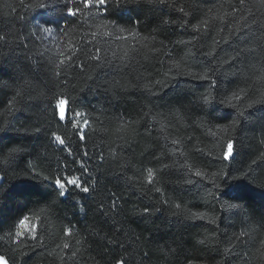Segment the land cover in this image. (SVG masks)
<instances>
[{
    "label": "trees",
    "instance_id": "16d2710c",
    "mask_svg": "<svg viewBox=\"0 0 264 264\" xmlns=\"http://www.w3.org/2000/svg\"><path fill=\"white\" fill-rule=\"evenodd\" d=\"M36 2L0 0V35L12 42L0 41V129H4L0 131V175L5 176L0 188V223L3 224L0 235L8 231L9 224L20 212L29 214L44 206V201L37 204L39 197L30 194L40 184L25 175L30 160L45 172L50 165L52 175L58 162L66 161L69 167L60 174L66 171L80 176L89 182L92 191L74 194L64 203L55 194L48 198L55 203L56 218L45 222L46 249H37L35 254L29 252L28 259L20 256V249L13 252L9 245L0 242V255L9 264H24V260L27 264H64L60 257L65 254L70 257L71 251L80 248L82 255L75 260L68 259L66 264H116L120 259L128 264H264V255L260 254L264 252L261 247L264 241V159H261L264 103L247 107L264 92V83L256 79L264 72L261 0H244L243 6L240 0H166L164 4L159 0H129L124 4L122 0L119 10L115 0H110L109 11L114 14L109 19L135 31L138 37L135 41L132 37L127 41H112L111 50L101 52V56L111 58V51H115L119 57L124 49L132 47L138 51L118 71L86 67L80 73L76 69L75 78L67 87L54 76L49 59L58 61V52L65 49L68 41H79L83 33L58 36L55 41L43 34L42 39H37L32 33L44 10L24 6ZM180 8L188 13L187 17ZM242 15L250 24L252 19L257 21L252 25L255 32L249 34L252 37L249 42H221L216 46L220 62L235 55L237 48L249 49L251 55L242 64L236 67L225 64L220 68L213 77L217 81L215 88L211 79L177 75V70L172 68L173 61L183 60L181 69L196 73L218 67L215 63L206 64V58L197 53L210 51L214 40L227 36L229 25L234 26ZM220 16L225 17L224 23ZM205 19L209 20L208 32L203 27L199 34L194 32L192 25ZM165 20L175 23L165 24ZM185 21L190 23L185 25ZM153 48L159 51L153 52ZM80 59H84L83 54ZM114 64L119 66V59ZM237 69H240L239 75ZM96 73H99L97 79H87ZM158 80L163 84L156 85ZM149 82L153 85L151 91L144 87ZM239 88H245L247 96L240 102L233 101L237 107L220 103ZM17 91L22 95L17 96ZM205 95L210 97L206 103L201 99ZM65 96L77 100L76 107L87 113L79 122L81 127L84 119L90 122L84 128L90 158L83 157L85 149L79 145L72 124L58 120L56 103ZM240 109L245 114L233 131ZM37 127L41 128L40 133L34 131ZM224 127L229 131H222ZM212 131L217 134L211 135ZM53 132L62 135L79 154L73 157L60 151V146L52 142ZM229 139L237 141L238 152L231 162L222 158ZM172 140L178 143L173 145ZM13 147H22L24 151L6 160ZM101 152L103 161L99 159ZM74 159H83L90 172L83 173L80 164L73 163ZM254 160L256 164L252 163ZM182 165L207 173L208 179L192 177L194 183H184L189 172ZM229 165L234 169L231 175L241 178L218 180L220 187L214 189L212 174L227 171ZM148 168L156 173L151 185L145 179ZM242 173L249 175L245 179ZM156 188L161 192H156ZM6 191L8 195H4ZM114 198L116 211L106 215L105 210L111 208ZM177 204L181 206L179 209ZM228 204H239L242 208H229ZM145 207L150 209L147 214L143 213ZM189 212L205 213L216 222L188 218ZM114 221L122 225L118 239L123 248L106 239L114 235ZM70 225L76 226L75 235L69 240L71 249H57L62 228ZM242 231L248 233V238L237 243L234 238Z\"/></svg>",
    "mask_w": 264,
    "mask_h": 264
},
{
    "label": "snow or ice",
    "instance_id": "6c2138e0",
    "mask_svg": "<svg viewBox=\"0 0 264 264\" xmlns=\"http://www.w3.org/2000/svg\"><path fill=\"white\" fill-rule=\"evenodd\" d=\"M116 9L119 10L122 7V0H115ZM129 0H123V3H128ZM161 4H164L166 0H159ZM23 4V0H21ZM241 5L243 6L244 0H240ZM29 8H37L44 10L41 15L42 19L38 21L35 25L36 31L32 33V35L36 36L37 39H42L43 36L55 41L58 36H67L70 33L75 35L78 32H82V36L79 41L72 42L68 41L65 49L58 52V56L60 59L58 61H53L49 59V63L54 67V76L57 78L58 82L67 87L71 84V81L75 78L74 73L76 69H79L80 73H84L86 67H92L95 69H114L119 70L120 67L126 66L131 59L133 53H136L138 50L135 47L131 49H124L123 54L117 57V53L115 51H111V58L107 56L102 57L101 52H108L111 50V42L112 41H127L129 37L135 41L138 37V33L135 31H129L127 28L123 27L117 20L109 19V16L114 13L110 12L111 8L110 0H37L34 4L24 5ZM261 7H264V0H261ZM179 11L183 13V16L187 17L188 13L185 12L184 8H180ZM236 11V9H233ZM71 18V19H67ZM217 17H213L216 19ZM35 19V17H34ZM221 23L225 22V17H219ZM242 21V22H241ZM139 23V21H136ZM165 24L175 23L174 21L165 20L163 21ZM190 23L189 21H185V25ZM257 24L255 19L251 20V24L249 23L248 18L243 15L237 20L233 25H229L228 27V35L221 37L219 40H214V46L210 51H203L201 53H197L198 55H202L206 58V64H218V67H209L206 71L202 73H196L192 70L183 71L181 69V61H173L172 68L177 70V75L184 74L191 76L193 79L197 80H209L211 79L212 87L215 88L217 81L213 78L225 64L229 67H236L237 64H242L248 56L251 55V51L245 47H240L235 49V55L228 57V59L220 62L217 61V49L221 42L228 43H237V44H247L249 40L252 38L249 34L254 33L255 29L252 28V25ZM203 27L204 32H208L209 30V20L205 19L200 24L192 25V29L194 32L199 34L201 32V28ZM261 29H264V24L260 25ZM224 29L222 28L221 31ZM43 34V36H42ZM264 35V33H262ZM197 39L196 36L192 38L193 41ZM0 41L5 42L6 44H10L12 42L8 41L5 35H0ZM181 43H192V41H181ZM108 45V47H100L98 45ZM146 46V45H145ZM27 47V45H25ZM59 48V45H57ZM162 47H164L162 45ZM153 52H158L159 49L153 48ZM246 53L248 55H246ZM83 54L84 59H80V55ZM39 55H43V53H39ZM165 55L170 56L171 53H165ZM119 59L120 65L116 66L114 61ZM2 70V69H0ZM171 71V69H170ZM240 69H237V75H239ZM167 75V73L165 74ZM99 76V73H96L95 76L88 75V80H95ZM257 81L260 83H264V72L258 76ZM113 83H118V81H113ZM247 83V81H245ZM156 85H162V81H156ZM144 87L149 91L152 90L153 85L151 82L145 84ZM251 87V85H248ZM17 96H21L22 92L17 91ZM247 92L245 88H239L237 91H233L229 96L225 99L221 100V104H227L228 107H237L233 101L240 102L243 98H246ZM205 103L210 99L209 96L205 95L201 98ZM79 102L75 99H70L67 96L60 98L57 100L56 109L58 112V120L63 121L66 124L71 123L72 128L74 129V135L79 138V145L83 147L85 150L83 151V157L90 158L89 152L86 150V134L84 128L89 125V120H83V127H81L79 118L85 117L87 113L81 111L76 105ZM264 103V92L256 99L251 101L247 105L248 108H251L254 104ZM18 110V109H17ZM55 111V109H54ZM71 113V115H69ZM243 109L239 110V114L234 121L233 131H235V127L239 122V118L244 116ZM155 119V117H153ZM123 128V124L121 125ZM224 132H228L229 129L224 127L221 129ZM0 131H4V129H0ZM26 131V129H25ZM36 133L41 132V128L37 127L34 129ZM217 133L215 131L211 132V135L215 136ZM52 142L59 145L60 151H66L69 156L75 157L78 155V152H74L73 148L66 142V140L62 137V135L53 132L51 134ZM173 145L178 143L177 140H172ZM237 141L233 139H229L227 141L226 147L223 149L222 158L223 161H234L236 155L238 154L236 148ZM24 151L22 147H13L9 150L8 156L5 157L7 160L9 157H14L15 154ZM198 151H203L202 149H198ZM113 155H115V149H113ZM99 159L101 161L104 160V153L101 152ZM261 159H264V153L261 154ZM78 162L80 164V168L83 170V173L88 174L90 172L89 168L85 165L83 159L80 161L73 160V163ZM253 164H256L257 161H252ZM69 165L66 161H59L57 164L55 171V175L50 174L51 166L49 165V171L45 172L40 168L38 163L34 164L31 160L28 162V168L25 170V175L29 176L32 180H38L40 182L39 187L36 192L30 193L31 195L38 196L39 199L36 200L37 204H40L41 201H44V206L40 207L38 211L31 212L29 214H24L20 212L17 217L12 220V222L8 226V231L3 235H0V242L3 244H7L12 248L13 252H16L17 249H20V256L27 257L30 259L31 257L28 255L29 252L35 254L37 249H46L47 240H46V224L45 222L49 218L55 219V213L53 209L55 208V203L48 200L50 196L55 194L56 199L59 200L60 203H64L65 200L72 195H79L80 193L89 194L92 191V187L89 186V182L86 180H82L80 176L68 174L66 171L63 175H61L62 170L68 169ZM164 167H168V165H164ZM187 167V171L189 175L185 178L184 183L192 184L194 183L192 177H198L202 180H207L208 175L205 172L200 170L192 171L191 166ZM234 169L231 166H228L227 171H221L212 174V184L213 188L217 189L220 187V184L217 181H227L228 179L238 180L241 177H233L231 175ZM156 173L152 168H148L146 170V182L151 185L155 182ZM249 173H242L243 178H247ZM5 180V176L0 175V188L3 187V181ZM156 192H161L160 188L155 189ZM211 195V193H209ZM4 195H8V191L4 193ZM115 197V193L112 194ZM230 199L238 200L239 197H230ZM76 203H79L77 201ZM164 203H168L167 200ZM223 206V205H222ZM24 207H27L25 205ZM75 207V204L73 205ZM103 208V205L101 206ZM117 207V200L114 198L111 203V208L105 210V214L107 215L109 212L115 213ZM181 206L179 204L176 205V208L179 209ZM229 208H237L241 209L242 206L239 204H228ZM81 211H83V206H81ZM150 209L145 207L143 209V213H149ZM188 218L192 219H206L205 213L202 212H189ZM35 219L36 223H33L32 220ZM210 223H215L214 219L208 218ZM75 225H70L68 227L62 228V236H61V244L57 245V249L61 250H70L71 244L69 240L74 237L73 229ZM112 228L114 229V235L111 237H107L109 243L119 245L121 248L124 247L123 243L118 239L119 233L122 231V225L118 222L113 223ZM3 229V224L0 223V231ZM98 234V233H97ZM67 238V239H65ZM245 238H248V233L242 231L239 236H236L234 239L237 243L245 242ZM77 244H81L80 240H76ZM62 245V247H61ZM261 247H264V241H261ZM126 250V249H125ZM226 251H230L226 249ZM264 255V252L260 253ZM78 255H82L81 249L77 248L75 251H71V256L69 257L67 254L60 257L61 261L66 264L68 259H73ZM145 256L148 254L145 253ZM0 264H8V261L5 259V256L0 255ZM24 264H27V260H24ZM116 264H128L126 260L120 259L116 261Z\"/></svg>",
    "mask_w": 264,
    "mask_h": 264
},
{
    "label": "rangeland",
    "instance_id": "374dc122",
    "mask_svg": "<svg viewBox=\"0 0 264 264\" xmlns=\"http://www.w3.org/2000/svg\"><path fill=\"white\" fill-rule=\"evenodd\" d=\"M57 112H59V110L57 109ZM9 264V263H8Z\"/></svg>",
    "mask_w": 264,
    "mask_h": 264
}]
</instances>
